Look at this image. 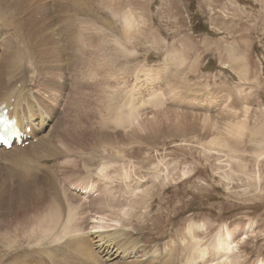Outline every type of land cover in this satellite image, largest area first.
<instances>
[{"label": "rangeland", "instance_id": "374dc122", "mask_svg": "<svg viewBox=\"0 0 264 264\" xmlns=\"http://www.w3.org/2000/svg\"><path fill=\"white\" fill-rule=\"evenodd\" d=\"M123 1L95 0L87 8L90 15L82 4L77 10L92 30L80 47L90 63L75 73L95 86L82 91L98 112L91 126L96 133L86 134L97 155L87 156L95 168L108 163V177L115 180L105 182L96 170L91 175L88 167L79 168L76 178L70 176L74 186L95 188L84 202L70 182L61 184L69 206L88 204L82 220L74 207L82 228L96 213L103 229L125 227L151 252L143 263L113 264H258L264 259V0H147L133 7ZM27 4L40 11L27 22L15 16L25 33L56 26L64 21L63 11L66 17L71 13L55 0H0L5 15ZM1 25L5 40L17 37ZM97 78L108 79L114 90L111 114ZM99 112L108 116V126L101 125ZM44 195L48 205L49 193ZM37 205L46 208L44 202ZM1 233L9 234L10 246L0 236V264H92L64 244V236V243L51 234L40 240L46 234L36 231L19 239L9 224ZM223 241L231 243L230 254Z\"/></svg>", "mask_w": 264, "mask_h": 264}, {"label": "bare ground", "instance_id": "6f19581e", "mask_svg": "<svg viewBox=\"0 0 264 264\" xmlns=\"http://www.w3.org/2000/svg\"><path fill=\"white\" fill-rule=\"evenodd\" d=\"M93 1L95 0H55L57 5L59 4L60 10L62 8L66 9L67 13L71 11L69 16L66 17L67 14L63 11L64 13L60 15L65 14L66 18L62 17L64 21L58 22L57 20L58 23H56V26L51 23L43 30L30 31L27 33L23 31L15 16L18 14L27 22L33 13L40 11L34 6L36 4H27V8L24 9L23 6L16 7L7 15H5V10L0 6L1 26L3 29L13 30L17 35L16 38L7 41L0 34V112L2 110H8L9 119H16L17 125H19L21 131H23L26 136L22 139V142L15 140L14 144L9 149L0 147V172L4 171L0 173V207H5V210H8V213L6 211L5 213H0V236L6 238L9 235L1 233L2 225L9 224L12 231L18 234L17 237L19 239L21 235L27 236L28 233H34V231H36L37 234H46L40 236V240L41 238H43V240L44 238L47 239L50 234L54 235V239L57 240H61L62 236H64V238H66V243L63 242V239V241H61L70 249L74 248L77 250V253L82 252L83 254H81L85 258L90 259L92 264H113L114 261L142 262L151 256V252L146 250L138 241H135L131 237L132 233L126 230L125 227H114V229L105 230L101 225L103 222L102 217H97L95 213L94 217H91L92 222H90L88 227L82 228L80 221L83 219L81 218L82 214L90 209H85L89 207L88 204L79 203L76 206L75 203V206H69L71 203L67 201L66 195L64 194V190L66 189L61 188V184L70 182L69 184L74 191H81L82 201L87 202L95 186H85L84 188L74 186L76 184V170L81 167H88L87 170L91 171V173L89 172L91 175L95 173L92 174V170H96V175L99 178L102 176L105 182L109 179V182H111V179H113L112 177H115V175L109 176L110 178L108 177V163L105 164V161L102 166L93 167L94 160L92 159L93 156L90 158V154H96L95 152L97 151H95V149H97V147L89 148V146H87L88 141L86 140V134L96 133L91 126L92 119L96 118L98 112L94 106L95 101L91 100L82 89L83 87L84 89H87V87L91 89V87H93L95 90V86L89 83V81L85 82L75 73L77 67L82 68L84 67L83 65L88 66L90 63V61L85 62L82 56L84 48L80 47L83 39L88 37L89 31L92 30V27L89 26V19H84V22H80L79 18H77L79 14L77 10L80 9V5L82 4L85 7L86 15H90L87 8L91 7L90 3ZM119 1L120 4L124 2L123 0ZM127 2L133 7L139 4L146 5L147 0H129ZM48 12H50V10ZM60 12L61 11H58V13ZM50 13H52V11ZM126 22L130 25L129 28H131L133 20L129 15L127 16ZM137 28L138 27H136V29ZM58 29H62L65 33L58 32ZM76 29L82 30L85 36L82 37V34ZM91 66L94 69L93 63H91ZM85 76L83 75L82 77ZM90 78L92 79L93 76ZM97 79L98 82H96V84L100 87L102 85L103 102L105 100L109 101L106 108L110 113L111 107L109 104L114 98L112 97L111 99L114 90H112L111 93L108 79ZM79 86H82V88L78 89ZM117 94H119V91ZM81 105H83L85 110L80 115L83 109ZM117 106L122 108V103L121 106ZM123 111L120 110V113L123 114ZM134 112L136 113L134 110L131 114L129 113L130 115L127 117L132 118L135 114ZM105 113L106 112H104V114ZM99 114L100 119L103 120L101 121V125L105 127L108 126L110 124L107 118L108 116L104 117L102 112H99ZM4 117H6V115H4ZM28 129H30V131H28ZM88 154L90 156H87ZM5 163L8 164L7 167H5ZM113 168L114 167H112V171L115 172ZM12 174H16L14 177L19 175L17 176L18 180H13L11 178L13 177L11 176ZM84 174H86V172ZM110 175H112V173H110ZM70 176L75 177V180H71ZM103 178L101 180H103ZM101 180L100 182H103ZM113 180H115V178ZM45 191L49 193L48 197L51 199V203L48 205L44 200ZM52 201L56 202L58 205L52 204ZM39 202H44L46 208L43 209V207L37 205ZM74 207L80 209L81 216H79L81 220L77 218L78 212ZM32 221L34 222L31 223ZM87 237L91 241V244H88L86 240L88 239ZM25 239L27 240V238ZM30 241L31 240H28V242ZM4 243L10 246L9 238H6ZM11 243L15 246L19 244V241L13 240ZM230 244L231 243L227 241H223L221 247L228 252L231 249ZM75 250L73 252H76ZM228 253L230 254V252ZM228 253L226 254L228 255ZM63 255L65 256V254ZM156 257L159 258L158 256ZM79 258H81V255ZM64 259L66 260V258ZM62 262L64 263V261ZM67 263L68 261H66V264ZM229 264H231V262ZM258 264H264V259H260Z\"/></svg>", "mask_w": 264, "mask_h": 264}]
</instances>
